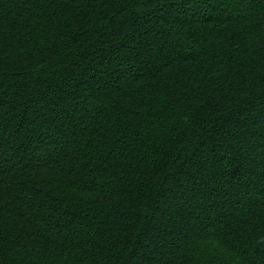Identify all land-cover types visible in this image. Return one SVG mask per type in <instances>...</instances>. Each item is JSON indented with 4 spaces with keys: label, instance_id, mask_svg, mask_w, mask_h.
I'll return each mask as SVG.
<instances>
[{
    "label": "trees",
    "instance_id": "obj_1",
    "mask_svg": "<svg viewBox=\"0 0 264 264\" xmlns=\"http://www.w3.org/2000/svg\"><path fill=\"white\" fill-rule=\"evenodd\" d=\"M0 264H264V0H0Z\"/></svg>",
    "mask_w": 264,
    "mask_h": 264
}]
</instances>
